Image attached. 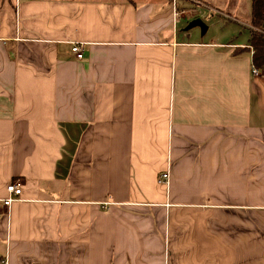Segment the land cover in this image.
Returning <instances> with one entry per match:
<instances>
[{"label":"crops","instance_id":"0c3cea01","mask_svg":"<svg viewBox=\"0 0 264 264\" xmlns=\"http://www.w3.org/2000/svg\"><path fill=\"white\" fill-rule=\"evenodd\" d=\"M251 35L180 43L167 0H0V264H264Z\"/></svg>","mask_w":264,"mask_h":264},{"label":"rangeland","instance_id":"374dc122","mask_svg":"<svg viewBox=\"0 0 264 264\" xmlns=\"http://www.w3.org/2000/svg\"><path fill=\"white\" fill-rule=\"evenodd\" d=\"M207 2H210L216 8L214 9L215 13L209 9H203L208 7ZM176 5L178 16L175 18V29L180 43L184 41L182 36L187 35L189 32L199 33L200 37L204 40L215 38L225 42H242L243 40L249 39L250 30L251 32H260L250 22L252 0H176ZM171 6H174V0H172ZM199 14L207 18L210 25L209 32L205 33L204 36L199 27H194L186 31V28L191 23L189 20ZM203 22L207 26L206 22ZM186 40L189 41V39ZM250 50L253 51L252 47ZM257 71L260 74V71Z\"/></svg>","mask_w":264,"mask_h":264},{"label":"trees","instance_id":"16d2710c","mask_svg":"<svg viewBox=\"0 0 264 264\" xmlns=\"http://www.w3.org/2000/svg\"><path fill=\"white\" fill-rule=\"evenodd\" d=\"M251 24L260 30L253 31L251 35V47L254 50L252 68L260 71L264 69V0H252Z\"/></svg>","mask_w":264,"mask_h":264},{"label":"built area","instance_id":"2783aa9c","mask_svg":"<svg viewBox=\"0 0 264 264\" xmlns=\"http://www.w3.org/2000/svg\"><path fill=\"white\" fill-rule=\"evenodd\" d=\"M173 9H174V12H173L174 13V20H175V18H177V16H178L176 0H174ZM71 50H72V53L76 56V58L78 60H82L84 58L83 45L73 44ZM252 73L255 76L259 75V72L254 67L252 68ZM170 180H171L170 172L167 171L160 176L158 183L161 186H169ZM7 193H8V196L6 198L0 199V209L4 208V209L9 210L11 208V206L13 205V203L18 201L19 197L22 196V187L18 184H14V183L10 184L7 186Z\"/></svg>","mask_w":264,"mask_h":264},{"label":"water","instance_id":"95a60500","mask_svg":"<svg viewBox=\"0 0 264 264\" xmlns=\"http://www.w3.org/2000/svg\"><path fill=\"white\" fill-rule=\"evenodd\" d=\"M194 27H199L202 30V34H204L208 28L201 19H196L188 25L186 31L191 30Z\"/></svg>","mask_w":264,"mask_h":264}]
</instances>
